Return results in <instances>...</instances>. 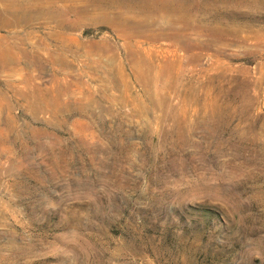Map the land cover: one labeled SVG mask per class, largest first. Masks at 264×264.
Returning a JSON list of instances; mask_svg holds the SVG:
<instances>
[{"label":"rangeland","instance_id":"1","mask_svg":"<svg viewBox=\"0 0 264 264\" xmlns=\"http://www.w3.org/2000/svg\"><path fill=\"white\" fill-rule=\"evenodd\" d=\"M178 5L0 0V264H264V0Z\"/></svg>","mask_w":264,"mask_h":264},{"label":"bare ground","instance_id":"2","mask_svg":"<svg viewBox=\"0 0 264 264\" xmlns=\"http://www.w3.org/2000/svg\"><path fill=\"white\" fill-rule=\"evenodd\" d=\"M211 1H213V0H211ZM97 2H107V3H110L112 5L117 4L121 7L124 6L128 9H130V8L134 9L135 8L136 10L141 12L142 14H145L147 17H149V15H151L150 13L153 10L156 11V10L161 9V10L165 11L166 10L165 7L167 6V4L169 2H174L176 5L179 4V5L183 6L184 3L186 2V0H97ZM8 9L9 8H7L6 11H3V13L0 14L3 17V20L17 19V18L22 17V16L19 17L18 13H13L12 11H9ZM104 9H105V7H104ZM55 16H56V14H55Z\"/></svg>","mask_w":264,"mask_h":264}]
</instances>
